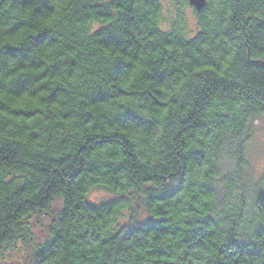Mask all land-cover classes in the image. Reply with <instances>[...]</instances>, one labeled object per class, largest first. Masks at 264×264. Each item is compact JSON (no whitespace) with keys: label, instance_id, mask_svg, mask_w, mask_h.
Wrapping results in <instances>:
<instances>
[{"label":"trees","instance_id":"16d2710c","mask_svg":"<svg viewBox=\"0 0 264 264\" xmlns=\"http://www.w3.org/2000/svg\"><path fill=\"white\" fill-rule=\"evenodd\" d=\"M174 5L192 6L191 36L181 10L160 28V0H0V25L7 24L0 30V256L24 238L27 219L46 213L50 225L32 264H196L194 250L209 237L215 255L205 264H264V222L250 220V231L230 230L219 243L212 213L170 223L173 210L193 211L197 196L206 207L213 193L219 212L264 219V188L250 191L240 180L252 119L264 115V0ZM109 45L130 57L113 66L116 75L142 62L138 86L111 85L101 60ZM58 74L66 84L53 79ZM73 76L95 86L85 83L81 93ZM114 96L147 104L155 115L147 119L121 104L119 115L99 114L118 131L82 135L96 115L89 109ZM73 100L78 114L65 107ZM144 132L158 139L137 152L132 137ZM106 146L107 158L89 159ZM205 164L219 179L158 186L166 171L184 177ZM109 184L125 191L86 199L93 186ZM232 201L247 207L232 211ZM140 208L148 214L136 219ZM124 211L132 223L116 219Z\"/></svg>","mask_w":264,"mask_h":264},{"label":"clouds","instance_id":"9594fccd","mask_svg":"<svg viewBox=\"0 0 264 264\" xmlns=\"http://www.w3.org/2000/svg\"><path fill=\"white\" fill-rule=\"evenodd\" d=\"M22 15V14H21ZM2 19V18H0ZM7 27V24L0 25V30H3ZM40 27H43V25L38 26L37 30H39ZM7 40V38H5ZM12 42V41H8ZM60 44L53 45L52 49H47L49 54L52 53L53 49L58 48ZM43 51V49L41 50ZM103 56L101 57V60L103 62V66L106 68L108 73H112L110 77L111 85H122L125 87H132V86H138L140 82V76L138 75L140 72V68L142 66L141 63H137V66L132 69L131 73H128L125 71V73L116 75L113 72V66L123 60H128L130 57L122 55L119 49L113 48L111 45H109L107 48L103 50ZM52 56H49V62H51ZM15 63V62H13ZM47 67V65H45ZM38 71V70H37ZM55 81L60 83L66 84V78L62 77L60 74H58L56 77L53 78ZM73 85L79 84L78 91L84 92L87 89H85L84 84L87 83L89 85L95 86V82L93 81H87L84 82L82 79L80 82L76 80V77H72ZM73 85H67L69 87H72ZM105 87L109 88V91H115L114 88H112L107 82L104 85ZM43 95V93H41ZM128 98L122 97V96H114V98L107 103L99 106H95L94 108H90V111H94L96 115L93 116V119L89 120L88 124L82 125L81 128V134L87 135L92 132L93 129L100 132L102 135L107 134L112 131H118L120 125L118 123H114L111 128L107 127L105 124V120L100 117V113H103L106 115V117L110 118L115 115H119L122 113L123 109L120 107L121 104L124 105L125 108L132 109L133 111H136L139 113L142 117L147 119H152L155 113L148 108L147 104H135V103H127ZM41 107H44L41 105ZM53 110H56L57 106L52 105L51 106ZM65 107H71L76 110V113L78 114L81 109L78 105V102L76 100H73L71 102V105L66 104ZM60 111H63V109H60ZM73 119H77V115H73ZM159 133L152 135L147 132H144L141 134V137L139 140L135 136L132 137L133 140H136L135 148L134 150L137 152L143 151L147 152L150 147L155 145L157 139H158ZM78 139L80 137H77ZM191 147H196L195 141H192L190 144ZM111 149L109 147L101 148L97 152H93L89 159L96 158V159H105L107 158V152H109ZM262 156H264V153H262ZM115 159H119L120 157H114ZM209 165H201L200 167L196 168L194 172H189L186 176L180 177L179 173H177L176 176L168 177L167 171L165 172V179H162L159 182L158 186H164L169 185L170 183H175L180 180L184 183V185L187 187L190 182L195 181L197 185L199 186L201 182H204L205 184L209 183L212 180L219 179V176L215 172L208 171ZM169 171L171 169H168ZM261 172L264 173V168L261 169ZM207 173V174H206ZM134 188L140 189L143 187V184L137 183L133 185ZM121 191H125L123 187L118 188L115 185L109 184L108 187L101 191H90L85 193L86 196H88L90 199L98 200L99 198H107L112 196H117ZM207 201V206H202V200L199 196H197V199L195 201L196 209H194L191 212H187L186 215H181L176 212V210H173V220L170 222L175 226L176 224H181L184 219L187 217H194V216H203L205 213H212L213 215L217 216V228L213 229L215 233V240L217 243H219L221 240L224 239V237L228 234V231H235L239 232L240 230H251V224L249 223L250 220H259L261 222H264V219L261 217H251L247 213H244L242 215H225V213L219 212V205H218V197L215 193L208 195L204 198ZM131 203V201H129ZM185 209H187L188 205H183ZM229 209L232 211H236L237 209H243L246 208V204L232 201L228 205ZM148 214L146 211H137L133 212L132 215L136 219H142L144 215ZM221 216H224L223 219H220ZM117 220L120 222L127 221L128 223H132V220H129L128 213L125 212L122 216L116 217ZM235 221V223H233ZM196 225L195 223L189 224V225H182L179 232L176 234V239H179L180 236L185 234L186 228H194ZM220 229H224L225 231L221 232ZM212 237H209L204 240V245L201 247H198L194 250L195 255L197 257L196 264H205V259L208 257H214V249L210 246V241ZM177 255H179V252H177Z\"/></svg>","mask_w":264,"mask_h":264},{"label":"rangeland","instance_id":"374dc122","mask_svg":"<svg viewBox=\"0 0 264 264\" xmlns=\"http://www.w3.org/2000/svg\"><path fill=\"white\" fill-rule=\"evenodd\" d=\"M162 10V19L159 23L161 29H168L176 12L181 10L183 17V25L185 32L191 36L195 32L196 18L192 14V6H176V0H160ZM253 126L251 135L245 143L246 161L241 167L240 180L247 186L248 190H257L258 187L264 188V173L261 169L264 168V115L257 114L252 119ZM105 187L93 186L90 191H101ZM110 198V197H107ZM107 198H99L98 200L90 199L86 196L89 202L103 201ZM139 211H144L140 208ZM127 212L124 211L123 214ZM128 213V212H127ZM122 214V215H123ZM146 217V215H144ZM51 216L49 214H35L27 219V227L23 234V239H17L15 245L8 249L0 256V264H32L34 262V247L36 244L45 240ZM127 221L121 222L125 223Z\"/></svg>","mask_w":264,"mask_h":264},{"label":"water","instance_id":"95a60500","mask_svg":"<svg viewBox=\"0 0 264 264\" xmlns=\"http://www.w3.org/2000/svg\"><path fill=\"white\" fill-rule=\"evenodd\" d=\"M188 3L193 5L196 9H201L205 0H188Z\"/></svg>","mask_w":264,"mask_h":264}]
</instances>
